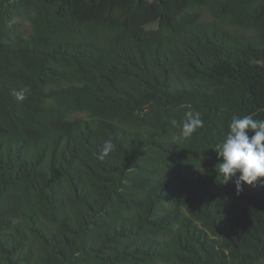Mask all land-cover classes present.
I'll return each instance as SVG.
<instances>
[{
  "label": "trees",
  "instance_id": "1",
  "mask_svg": "<svg viewBox=\"0 0 264 264\" xmlns=\"http://www.w3.org/2000/svg\"><path fill=\"white\" fill-rule=\"evenodd\" d=\"M233 115L264 119V0H0V264H264Z\"/></svg>",
  "mask_w": 264,
  "mask_h": 264
},
{
  "label": "clouds",
  "instance_id": "2",
  "mask_svg": "<svg viewBox=\"0 0 264 264\" xmlns=\"http://www.w3.org/2000/svg\"><path fill=\"white\" fill-rule=\"evenodd\" d=\"M28 89L14 91L13 95L18 102L26 99ZM205 121L198 111L188 110L184 113L182 124L173 119L171 125L179 127L177 139L188 140L193 137ZM249 132L254 133L249 136ZM114 150L111 140H105L100 149V159L109 156ZM214 150L221 162L216 166L218 176L224 184L236 180L237 192L243 186L264 187V119H254L251 115H233L227 126V134L223 141L216 145Z\"/></svg>",
  "mask_w": 264,
  "mask_h": 264
},
{
  "label": "rangeland",
  "instance_id": "3",
  "mask_svg": "<svg viewBox=\"0 0 264 264\" xmlns=\"http://www.w3.org/2000/svg\"><path fill=\"white\" fill-rule=\"evenodd\" d=\"M17 29L20 34L29 36L31 33V25L27 20L16 19Z\"/></svg>",
  "mask_w": 264,
  "mask_h": 264
}]
</instances>
